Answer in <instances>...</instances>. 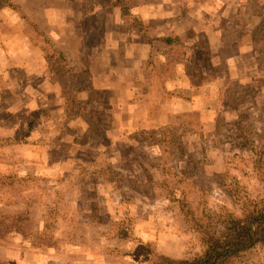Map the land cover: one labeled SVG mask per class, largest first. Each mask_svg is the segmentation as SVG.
<instances>
[{
  "label": "rangeland",
  "instance_id": "374dc122",
  "mask_svg": "<svg viewBox=\"0 0 264 264\" xmlns=\"http://www.w3.org/2000/svg\"><path fill=\"white\" fill-rule=\"evenodd\" d=\"M160 1L0 0L46 70L0 73V264L191 259L202 223L264 199V0H181L180 37L134 72ZM229 264H264V245Z\"/></svg>",
  "mask_w": 264,
  "mask_h": 264
},
{
  "label": "trees",
  "instance_id": "16d2710c",
  "mask_svg": "<svg viewBox=\"0 0 264 264\" xmlns=\"http://www.w3.org/2000/svg\"><path fill=\"white\" fill-rule=\"evenodd\" d=\"M175 37L167 36L158 40L168 49L173 47ZM152 39L149 38L150 43ZM184 58L185 54H183L182 60ZM256 152L254 153L256 158L254 162L260 164L262 156ZM259 167L262 168V165ZM261 181L264 186V175H262ZM221 222L223 223L222 230L218 234L206 229L202 223L199 232L203 234L204 251L201 255L191 259H174L158 255L156 264H229L256 245H264V199L259 204L255 203L251 209L243 210L240 215H229Z\"/></svg>",
  "mask_w": 264,
  "mask_h": 264
},
{
  "label": "crops",
  "instance_id": "0c3cea01",
  "mask_svg": "<svg viewBox=\"0 0 264 264\" xmlns=\"http://www.w3.org/2000/svg\"><path fill=\"white\" fill-rule=\"evenodd\" d=\"M144 4L143 5L146 7H153V5L150 3H147V4L144 3ZM157 4H158L157 5L158 7L159 6L164 7L167 4L169 6V10L171 9V13H168L167 15H162V14L161 15H151L152 19L159 18L162 20L159 22L160 26L156 25V28L154 30L155 33H151V34L149 33L150 35H148L146 33L147 35H145V39L147 37V40L144 41V45H141L142 47H146V52H140L139 55H136V53H138V52L135 49L136 48L135 43H131L129 45L130 47H129L128 58H130L129 62H130L131 67H132L131 70H133L134 72H137V73H139V71L140 72L142 71V64H144V62L146 61L143 58L145 56L147 57V55H149V53H150V49H151L152 45L149 41V38L150 39L153 38L154 40H152V41L155 42V41H159L158 39L162 38V37L173 36V35L179 36L180 31H178V29L176 28V26H177L176 23L170 22L167 19H170L173 16H175L174 19H179L178 18L179 16H177V15L179 14L180 10H182L184 7L188 6V4H185V2L181 1V0H178L176 2H171L168 0H161L160 3H157ZM202 10H204V16L209 17V14H210L209 9L202 8ZM5 15L6 14H3V12L0 13V73L3 74L6 71L13 70L15 67H19V68L22 67V69H25L26 71H28V73H32V72L37 73V74L38 73H41V74L44 73L46 70H45V65L42 63V59H43L42 53L43 52H42L41 47L33 46L30 39L23 32V29L19 28L17 26L15 27V29L13 28L12 30L8 31V33H3L1 30V26L3 24H5V22L11 20V19H4V18H7ZM18 20L20 21V23H22V20H20V19H18ZM60 20L61 19H59V21ZM206 20H208V19H206ZM113 21L118 26H120V25L124 26L125 24H127L121 19H113ZM56 23H57V21H56ZM7 26L8 25H6V27ZM127 26H128V24H127ZM125 32L126 33H129V32L136 33L137 32L136 34H139L138 31L133 30L132 27L129 30H125L122 34H125ZM15 37L17 38V40L21 41V44L18 43L14 47H9V45L7 44V40L13 39ZM204 37L210 38L211 37L210 33L205 32ZM208 50H211L210 47ZM8 57H11V58L15 57L16 59H20L22 61L20 62V60H18V62L13 63L10 60V58L8 59ZM26 57L28 58V60H29V58L31 60H34V57H40L41 62L40 63L35 62L34 65H32V64L30 65L28 62L26 63V60H27ZM29 65H30V67H29ZM8 78H10V76ZM31 86L34 87L33 85H31ZM191 86H192V84H191ZM197 86L198 87H195V88L192 86V88H190V89L195 90V89L199 88L201 90V93H202V92H206V90H209V87H212V86L214 87V83L206 82L202 85H197Z\"/></svg>",
  "mask_w": 264,
  "mask_h": 264
}]
</instances>
